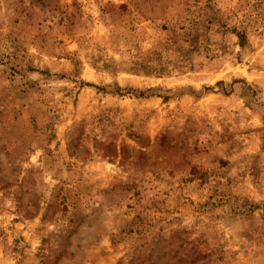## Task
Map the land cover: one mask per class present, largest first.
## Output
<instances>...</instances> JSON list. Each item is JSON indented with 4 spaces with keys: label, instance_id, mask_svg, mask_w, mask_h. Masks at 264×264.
Segmentation results:
<instances>
[{
    "label": "rangeland",
    "instance_id": "obj_1",
    "mask_svg": "<svg viewBox=\"0 0 264 264\" xmlns=\"http://www.w3.org/2000/svg\"><path fill=\"white\" fill-rule=\"evenodd\" d=\"M0 264H264V0H0Z\"/></svg>",
    "mask_w": 264,
    "mask_h": 264
}]
</instances>
